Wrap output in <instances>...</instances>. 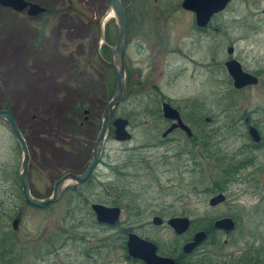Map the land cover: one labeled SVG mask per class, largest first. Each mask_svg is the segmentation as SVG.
<instances>
[{"label":"rangeland","instance_id":"obj_1","mask_svg":"<svg viewBox=\"0 0 264 264\" xmlns=\"http://www.w3.org/2000/svg\"><path fill=\"white\" fill-rule=\"evenodd\" d=\"M36 1L48 4L49 11L35 18H24L30 22L23 24L18 21L21 16H17L16 20V14L0 7V107L10 109L23 131H30L31 137H37L44 130L63 136L75 130L68 115L74 111L76 104L80 107L85 102V107H92L93 114L98 115L110 99L106 89L99 84L100 65L105 66L101 53L100 21L109 11L108 0H105L107 4L104 8L102 0H73L79 13L62 20L58 19L61 4L56 5L55 0ZM123 1L129 5L130 37L138 32L136 19L145 17V33L149 31L148 35L153 39L154 24L157 22L149 14L154 10L156 1ZM159 1L165 8L162 9V17L180 21L166 22L168 28L165 34L172 50L176 44L180 46L179 54L182 56L169 58L170 53L166 52L170 61L160 63L152 81H144L140 87L135 82L137 89L130 91L117 106L115 114L130 121L132 139L118 142L110 135L106 145L107 163L98 168L92 185H83L82 196L67 190L61 200L45 208L29 205L23 198L17 178L22 158L20 148L9 126L0 122V264H140L127 256V227L133 226L132 231L161 245L163 254L175 253L186 236L176 235L166 223L168 218L174 215H185L192 220L216 218L234 205L228 202L220 208H211L207 194L190 192L196 185L198 191L203 192V187L213 184L208 172L210 180L206 184L201 185L199 175L194 176L190 170L178 179L179 184L174 186L171 183L170 180L177 177L179 165L168 159L172 154L166 151L164 145L156 146L166 120L160 111L159 95L152 85L158 84L162 93L176 104L195 103L201 106L210 117L216 113L223 114L228 107L225 105L228 101L226 97L232 96L236 103L234 118L250 112V117L264 129V0H233L223 12L212 18V26L205 33L197 28L194 13L180 8L182 0ZM66 3L65 8L69 5ZM147 9L149 12L144 13ZM136 13L141 15L137 17ZM111 19L109 17L107 21ZM61 22L68 27L60 25ZM110 29L116 33L113 22ZM67 34L74 39V58L58 42L59 35L62 42H69ZM229 46H234L233 55L227 51ZM127 54L130 66L143 63L133 47L127 49ZM86 56H92L99 68H90ZM231 57L238 59L246 71L259 72L262 78L259 84L236 89L230 83L231 77L225 66V61ZM146 64L145 73L151 68ZM75 66L77 74L73 75ZM28 70L29 78L26 79L22 73L26 74ZM161 71L163 75H160ZM109 73L110 80H113L112 70ZM34 87L46 94L45 100L28 102L25 89ZM36 114L41 118H35ZM237 125L243 129L242 122ZM99 127L100 118L99 124L92 126L86 134L89 137L96 135ZM230 143L237 144L234 141ZM61 146L66 144L62 142ZM47 154L50 155L49 152ZM63 155L66 156L63 162L69 165H62L61 169L52 167L48 171L50 174L66 173L70 170L66 167L76 171L83 168L84 160H72L68 154ZM183 161L191 162L187 157ZM261 162L264 163V153ZM171 167L174 168L172 173ZM34 173L36 182L33 190L40 197L48 195L53 190L54 181L46 179L43 184L36 180L41 173L36 169ZM121 193L131 195L134 200L120 196ZM180 195L183 197L180 198ZM243 200L248 206L257 202V198L252 202L247 196ZM92 202L121 206L119 224L116 227H101L92 212ZM131 204L134 207L130 208ZM263 207L264 204L256 212L254 208L240 213L237 231L230 236H218L222 243L229 239L227 245L217 247V250L206 247L198 250L197 255L207 252L218 263L233 255H241L251 247L261 253L262 261L258 264H264ZM21 210L24 215L19 229L14 230V216ZM134 213L136 215L133 216ZM156 214L165 219L164 225L155 226L152 223ZM196 256L194 259L198 258Z\"/></svg>","mask_w":264,"mask_h":264},{"label":"flooded vegetation","instance_id":"obj_2","mask_svg":"<svg viewBox=\"0 0 264 264\" xmlns=\"http://www.w3.org/2000/svg\"><path fill=\"white\" fill-rule=\"evenodd\" d=\"M145 1L146 0H140L141 3ZM155 1L156 2L154 4V10L149 14V16L153 17L152 19H155V21L157 22L156 24H154L155 33L153 34V39L151 38L152 36L150 37L148 35L149 33L147 32L149 31L145 33V17L141 18L139 17V15L141 14L136 13L138 15L137 17H139L136 19L139 29L138 32L133 35L134 39L130 37L128 40L127 49L133 47L137 51L139 60L143 61V63L137 64L135 67L130 66L129 62L127 61L129 60V57L126 51L125 60L128 68V87L131 88L130 91L137 89L135 82H137L138 87H140L144 81L151 82L152 75H155V70L159 68V65L162 61L166 63L170 61V57L172 58L176 55L182 56L181 54H179L180 46L176 44L174 46L175 48L172 50L170 47V40L167 39V35L165 34V30L168 28L166 22L169 23V20L176 22L180 21L176 20L175 18L170 19V17H162V9H165L163 7V2L159 0ZM66 2H68L69 5L65 8V5H67ZM40 4L44 6L46 8V12H48V10L50 9L48 4H44L41 2ZM55 4H61V7L59 8L62 10L59 13V20H62V18L66 19L69 16L72 17L74 13H79V9L75 7L73 0H55ZM106 4L107 3L105 2V0H102L103 8L106 7ZM146 5L148 4L146 3ZM179 5L180 8L186 10L182 7V2ZM186 11L193 12L190 10ZM143 12L147 13L149 12V9L144 10ZM195 24L197 28L201 29V33L209 31L212 26L211 24H209V27L207 28H200L196 23V18ZM60 25H63L65 28L68 27L64 22H61ZM214 30L217 31V28H214ZM109 34L110 33L108 28L107 31H105V42L102 45L101 51L103 55L102 61L103 63H105V66L100 65L101 70L99 72L101 73V81L99 84L103 89H106L108 95L111 77L109 71L113 69L111 68L110 62L108 61L111 55V45L108 40ZM67 38L70 40L69 42H62L61 35H59L58 42L59 44L61 43L62 46H64L63 48L65 49V51H69L70 56L74 58V54L72 53V51H76V49H73L74 39L70 34H67ZM146 38L148 39L146 40ZM59 44H57V46ZM166 52L168 54L170 53L169 58H167V55L165 54ZM147 61L148 63L146 64L145 62ZM91 62L92 65L90 66V68L95 69V67L97 66L99 68V64L97 61L96 63L98 65L96 63L94 64L93 60H91ZM149 62L152 64L149 65ZM145 64L148 66V68L151 67L150 72L148 70V72L145 73ZM76 66L75 69H73V75L77 74ZM29 72L30 71L28 70L26 71V74L22 73V75L26 79H28ZM34 72L35 71L33 70L32 73ZM254 74H256L260 80L262 79L259 72ZM160 75H163L162 71ZM1 80L2 72L0 71V81ZM152 88H155L157 95H159L161 102L160 111L162 115V104L164 101H168L177 108V110L179 111V117L181 118V120H179V118H177L176 116L165 117L163 115L166 120V126L163 129L164 131L161 130V138L156 145L160 147L164 145L166 151H168L169 153L171 152L172 154L169 155L168 159H170L176 165H179L177 177L172 178L170 180L171 183H174V186L176 184H179L180 182L178 179L186 172H188V170H190L193 172L194 176L199 175L198 182L201 185L206 184L205 182H208V179L210 180V178L213 181V184L211 186L203 187V189L201 190L203 192L198 191V185H196L197 187H192L190 192L197 194L204 193L205 195L207 194L208 204L211 208H220L228 202H232L234 204L225 214L220 215V218H233V220L235 221V228L233 229V232L228 233L226 232V230L223 231L220 228L217 229L215 225L208 226L206 228H202V230H205L208 234L206 238L207 240L199 245L195 251L190 254H185L183 250H180L181 248L177 250V256L180 257L181 255L184 261L188 264H195L194 261L197 259L203 262L205 261L208 264H213L209 263L211 262V260H205L206 258L210 257L207 252H202L200 255H197L198 250L206 249V247H211L212 249L217 250V238L220 234H234L237 231L239 221L238 215H240V213H243L249 209L254 210V208L256 212L264 204V185L258 181L260 172L264 170V163L261 162L262 153H264V129H262L263 127L260 126L258 121H255L250 117V112L245 113L242 117L235 119V100H230V104L233 106L230 109L231 111L229 113H216L214 115H211L210 117L204 112L201 106L195 103L193 105L187 103V105L184 104L183 106L174 103L170 98L162 93L161 88L158 84L152 85ZM84 103H82L80 107L76 104L74 106V111L72 110L73 112L71 113V115H68V118L73 122L75 126L74 131H69L63 136H60V134L55 135L50 131L44 130V132H41L37 137L29 136L30 131H23L32 155V186L36 182L34 180L35 169L41 173V175L38 176L36 180L42 182L43 184L44 182L46 183V179L49 181H56L64 174L60 172L56 175L55 173L50 174V172H48L52 167H58V169H61L62 165H69L66 162H63V159L66 157L63 154H68V156L72 160H84L83 167H85L91 160L95 150L98 132L96 133V135L90 137L86 133L91 130L92 126H96L99 124V118L101 125L102 113L104 108L101 109V112L98 115H94L92 107H85ZM34 116L35 118H41L40 115ZM239 121L242 122L241 126L243 129H240L238 127L237 124ZM183 124L187 125L190 128L191 132H189V130H187ZM252 126L258 129V139H255L253 136V131H251ZM84 134H86L87 136H85ZM230 141L237 142V144L233 145L230 143ZM56 142L61 144L58 145ZM62 142L65 143L66 146L62 147ZM57 149L58 152H56ZM47 152H49L50 155H48ZM186 157L191 161L190 163L183 161ZM106 159L107 149L105 148L101 156L100 164L102 165L104 163H107ZM68 168H70L69 171L72 170L71 167H66V169ZM83 169L84 168L79 171H72L81 172ZM170 171L172 173L174 171V168L171 167ZM207 172L210 178L208 177ZM95 176L96 171L93 173L88 182L94 181ZM220 195L225 196L224 200L219 201L217 199V202L215 204H212L211 201L214 198H218V196ZM246 196L252 202L254 198H257V202L252 203L251 206L246 205L245 201L243 200V198ZM182 197L183 195H180V198ZM242 203H245V205H242ZM172 217L188 216L174 215ZM195 231L197 230H193L192 227L187 231V234L185 235L187 237L186 242L191 241L194 238ZM227 242L228 239L224 241L225 244H227ZM195 256L198 258L194 259Z\"/></svg>","mask_w":264,"mask_h":264},{"label":"water","instance_id":"obj_3","mask_svg":"<svg viewBox=\"0 0 264 264\" xmlns=\"http://www.w3.org/2000/svg\"><path fill=\"white\" fill-rule=\"evenodd\" d=\"M110 10H113L117 27V39L115 45L112 46V58L111 64L116 70V87L112 98L107 103L103 111V122L102 127L99 132L97 139V144L95 148V153L93 158L87 168L81 173H67L61 179L55 183L54 191L52 195L39 198L35 197L30 189V164L31 155L27 146V142L22 134V131L15 120L12 112L10 110L0 108V119L5 120V122L12 129L14 135L21 145L23 151V159L20 168V179L23 189V194L26 200L34 206L45 207L48 204L55 202L61 198L63 190L67 182L81 183L84 182L92 173L93 169L97 165L101 152L104 147L105 140L109 134L111 119L115 107L124 99L126 95V79H125V50L127 45V39L129 34L128 19L126 14V7L124 6L122 0H109ZM231 0H184L183 5L186 8L192 9L197 14L198 24L201 26L207 25L213 14L223 10ZM0 4L3 6L13 7L18 11H23L29 7L28 12L30 15H37L43 12L45 9L39 4L29 2L26 0H0ZM229 52H233V47L229 48ZM230 74L234 79V84L238 88H242L248 84L257 83V77L245 72L242 68L241 63L236 59H231L226 62ZM163 111L166 117L176 116L179 118L178 111L173 108L169 103L165 102L163 104ZM116 126L115 135L116 139L124 141L131 138V133L127 130V125L129 123L128 119L119 117L114 122ZM186 127V126H185ZM189 130L188 127H186ZM190 131V130H189ZM254 137L258 139L257 131L253 128ZM256 132V133H255ZM259 181L264 184V171L259 175ZM217 199L223 200L224 196L220 195L218 198H214L212 203H216ZM93 208L97 214V218L100 222L115 223L120 218V207L106 206L104 204H94ZM19 219L14 221V225L17 226ZM154 223L156 225H161L163 219L159 216L154 218ZM168 223L175 229L178 234L184 233L190 226V220L187 217H175L169 219ZM215 225L226 230H232L235 226L232 218H223L216 221ZM206 237L205 231H199L195 234L194 240L184 245V251L189 253L194 250V248L201 243ZM128 251L129 254L138 259H142L146 264H177L174 258L161 256L158 254V246L155 242L142 238L136 233H130L128 239Z\"/></svg>","mask_w":264,"mask_h":264},{"label":"bare ground","instance_id":"obj_4","mask_svg":"<svg viewBox=\"0 0 264 264\" xmlns=\"http://www.w3.org/2000/svg\"><path fill=\"white\" fill-rule=\"evenodd\" d=\"M113 12H111L110 15H112ZM48 93V91H47ZM25 97H28V102L29 103H33V102H42L41 100H45L46 99V94L43 93V91H41L40 89L34 87V88H29V89H25ZM28 103V104H29Z\"/></svg>","mask_w":264,"mask_h":264},{"label":"trees","instance_id":"obj_5","mask_svg":"<svg viewBox=\"0 0 264 264\" xmlns=\"http://www.w3.org/2000/svg\"><path fill=\"white\" fill-rule=\"evenodd\" d=\"M110 92H112V89L110 90ZM212 231V230H211ZM178 262L182 263V264H188L184 261L183 257L180 255V257L177 258ZM251 260L253 261V263H249L250 261L246 258V255H241L238 258L235 259V261H231V263L229 264H258L260 262V259L258 258V256H253L251 258ZM195 264H205L203 262H199V263H195ZM217 264H227V263H220L218 262Z\"/></svg>","mask_w":264,"mask_h":264}]
</instances>
